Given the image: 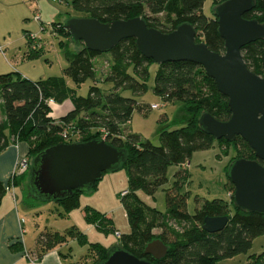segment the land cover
<instances>
[{
  "label": "trees",
  "instance_id": "1",
  "mask_svg": "<svg viewBox=\"0 0 264 264\" xmlns=\"http://www.w3.org/2000/svg\"><path fill=\"white\" fill-rule=\"evenodd\" d=\"M225 1L227 0H213V5L215 7ZM203 4L204 0L71 2L73 10L83 13L85 18H94L101 23L139 17L144 19L147 27L162 33H170L181 24H189L196 31V42H203L210 51L222 54L225 51L224 41L218 34L216 19L214 15L213 18H208L203 14ZM243 18L264 24V0H255L254 9L244 14ZM63 24L59 21L53 27L71 43ZM29 39L32 38L28 36ZM62 47L68 57L64 76L76 85L88 79L94 80V61L101 53L90 51L83 44L75 51L69 50L66 43ZM241 53L246 67L252 73L264 77V40L244 46ZM108 54L110 70L104 81L113 84V90L109 94H103L96 86L90 87L88 95L73 99V109L58 120L49 116L50 105H61L69 99L70 93L64 78L32 81L18 73L14 76L0 75V154L12 144L24 143L28 148L29 160L27 170L20 175L11 176L6 186L0 180V205L8 189L29 187L32 160L43 150L59 144L104 139L116 148L125 149L127 153L122 169H127L129 188L125 195L121 194V204L131 232L119 237L120 245L117 247L152 264H216L220 260L246 254L252 241L264 235V215L236 209L232 201L234 187L229 180L233 211L229 209V205L213 200L201 205L197 203L194 214L189 215L186 196L179 193L181 181L186 176L184 171H179L174 176L173 187L166 193L164 212L148 208L136 195L138 191L153 195L167 182L166 173L170 166L185 165L193 153L212 147L216 140L200 128L199 118L202 114L209 113L218 121H227L230 117L227 99L217 91L214 81L200 66L190 62L156 65L154 94L167 102L178 101L184 104L185 120L177 129L162 131L159 134L160 145L155 146L150 141H142L136 134L126 135L123 132L122 126L130 120L137 106L132 99L123 98L118 93L120 90H129L135 95L144 94L149 67L154 62L141 55L134 39L121 41ZM30 57H35V54L31 52ZM130 70L133 76L130 75ZM75 136H79V140L73 141ZM216 142L221 147L229 146L241 152L229 161L225 169L226 177L232 161L241 158L256 159L254 152L240 137L232 142L224 139ZM95 185L88 192H74L70 197L55 203L65 212H71L79 206V195L91 193ZM30 197L27 194L25 202L31 203L27 199ZM219 216L229 218L222 231L209 234L202 230L205 218ZM83 218L86 222L103 225V220L97 219L87 208ZM157 228L162 230V234H153V230ZM66 235L73 239L84 238L74 228L66 231ZM65 238L66 236L58 233L45 232L37 240L36 251L47 253L63 244ZM154 240H161L168 248L167 254L160 260L144 254L146 245ZM92 247L96 254L93 264L105 261L111 250L99 244ZM250 264H264V253Z\"/></svg>",
  "mask_w": 264,
  "mask_h": 264
},
{
  "label": "rangeland",
  "instance_id": "2",
  "mask_svg": "<svg viewBox=\"0 0 264 264\" xmlns=\"http://www.w3.org/2000/svg\"><path fill=\"white\" fill-rule=\"evenodd\" d=\"M71 2L72 0H0V75L14 76L18 73L32 81L53 77L64 78L70 96L61 105L54 103L50 105L49 116L54 120L70 112L73 109V99L86 97L90 87L96 86L103 94H109L113 90V84L104 81L110 70L108 53H103L95 59L94 80L88 79L76 85L64 76L68 57L62 45L66 43L71 51L78 48L54 29L53 24L59 21L64 23L68 18L84 17L83 13L73 10ZM213 9V0H204L202 11L206 17L213 18ZM28 36L32 39L28 40ZM31 52L35 57H30ZM156 69V64L150 65L144 94L135 95L129 90H120L118 93L123 98L132 99L137 106L130 120L122 126L123 132L126 135L136 134L142 141H150L153 145L159 146V134L181 127L185 120V110L181 102H167L154 94ZM129 73L133 76L131 70ZM152 105L159 108L152 110L150 109ZM72 140H79V136L73 137ZM239 154H241L239 149L221 147L215 141L210 149L193 153L185 165L170 166L166 173L167 182L153 195L143 191L136 192V195L148 208L164 212L166 193L173 187L174 176L177 172L184 171L186 176L181 181L179 193L186 196L189 215L194 214L197 203L201 205L205 201L213 200L229 205V209L233 211L230 199L232 192L225 169L229 161ZM128 188L126 168L104 173L91 193L79 195V206L71 212H65L55 202H40L32 188L25 187L22 189L23 195L25 197L30 194L31 197L27 199L31 203L26 202L25 208L20 206L24 219L21 242L34 252L39 236L45 232L58 233L66 236L65 242L57 247V252L68 257L67 263L93 264L96 254L92 245L99 244L110 250L120 245L121 235L131 232L121 204V194L128 191ZM86 208L91 210L97 219L103 220L102 226L85 221L83 214ZM173 226L178 228L174 224ZM71 228L83 234L84 238L73 239L66 235V231ZM153 234L160 235L162 230L154 229ZM262 253L264 235L252 241L251 248L246 254L220 260L216 264H250Z\"/></svg>",
  "mask_w": 264,
  "mask_h": 264
},
{
  "label": "water",
  "instance_id": "3",
  "mask_svg": "<svg viewBox=\"0 0 264 264\" xmlns=\"http://www.w3.org/2000/svg\"><path fill=\"white\" fill-rule=\"evenodd\" d=\"M255 7V0H227L213 9L218 34L224 41V53L210 51L203 42H196V31L181 24L170 33L147 27L136 17L101 23L94 18H68L63 29L75 46L83 44L97 53H108L121 41L134 39L141 55L154 64L190 62L204 69L217 91L227 99L230 117L216 120L209 113L199 118L200 128L214 140L232 142L240 137L254 152L255 160H234L227 169V178L234 187L232 201L236 209L264 215V77L252 73L243 60L241 49L264 40V24L243 18ZM127 160L125 149L104 139L49 147L33 160L29 187L40 202H55L74 192H88L104 173L122 169ZM227 216L207 217L202 230L209 234L222 231ZM168 248L161 240L146 245L144 254L162 259ZM100 264H152L129 252L114 247Z\"/></svg>",
  "mask_w": 264,
  "mask_h": 264
},
{
  "label": "crops",
  "instance_id": "4",
  "mask_svg": "<svg viewBox=\"0 0 264 264\" xmlns=\"http://www.w3.org/2000/svg\"><path fill=\"white\" fill-rule=\"evenodd\" d=\"M27 149L26 144L17 143L0 154V180L5 186L10 181L16 161L27 157ZM22 189L21 186L8 189L0 205V264H67L68 257L57 252V247L47 253L37 252L36 248L32 252L21 242L24 223L20 221L24 219L20 206L25 208L26 203ZM27 253L29 258H26Z\"/></svg>",
  "mask_w": 264,
  "mask_h": 264
},
{
  "label": "built area",
  "instance_id": "5",
  "mask_svg": "<svg viewBox=\"0 0 264 264\" xmlns=\"http://www.w3.org/2000/svg\"><path fill=\"white\" fill-rule=\"evenodd\" d=\"M38 20H39V19H38ZM0 50H1V48H0ZM158 108H159V106H157V105H152V106L150 107V109H152V110H155V109H158ZM28 163H29V160H28L27 157H24V158L18 159V160L16 161V164H15V166H14V170H13L11 176H13L14 174H16V175H20V174H22L23 172H25V171L27 170V168H28ZM126 193H127V192H123L122 195H125ZM20 222L23 224V223H24V220H21ZM26 258H29V256H28L27 254H26Z\"/></svg>",
  "mask_w": 264,
  "mask_h": 264
},
{
  "label": "flooded vegetation",
  "instance_id": "6",
  "mask_svg": "<svg viewBox=\"0 0 264 264\" xmlns=\"http://www.w3.org/2000/svg\"><path fill=\"white\" fill-rule=\"evenodd\" d=\"M230 196V195H229Z\"/></svg>",
  "mask_w": 264,
  "mask_h": 264
}]
</instances>
